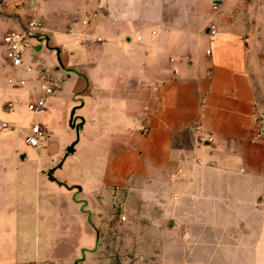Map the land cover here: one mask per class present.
Wrapping results in <instances>:
<instances>
[{
    "label": "crops",
    "instance_id": "obj_1",
    "mask_svg": "<svg viewBox=\"0 0 264 264\" xmlns=\"http://www.w3.org/2000/svg\"><path fill=\"white\" fill-rule=\"evenodd\" d=\"M32 1L0 7V29L30 16L45 36L40 65L7 69L27 87L0 76V118L14 127L0 135V264H90V204L109 189L127 190L147 237H167L152 245L160 264H264V0ZM39 72L58 82L46 97L65 108L58 119L81 126L23 165L24 147H39L25 142L33 125L14 122L40 95Z\"/></svg>",
    "mask_w": 264,
    "mask_h": 264
},
{
    "label": "rangeland",
    "instance_id": "obj_2",
    "mask_svg": "<svg viewBox=\"0 0 264 264\" xmlns=\"http://www.w3.org/2000/svg\"><path fill=\"white\" fill-rule=\"evenodd\" d=\"M32 0H26V4L30 6ZM7 0H0V7H5ZM1 9V8H0ZM33 17H27L24 24L29 22ZM23 24V25H24ZM35 42V40H33ZM37 53L29 52L26 54V62L30 61L34 67L40 65L37 59ZM51 67V68H50ZM53 67L49 66L51 71ZM48 70V71H49ZM48 73H43L52 85L54 91L51 98L58 96L59 88L58 82ZM9 76H16L13 72H9ZM50 98V99H51ZM25 100V98H23ZM27 99V98H26ZM49 99L47 109L44 111H31L22 106L18 112L17 120L14 122L16 126H20L24 129L30 128L34 124H40L47 129V134L43 140L47 141L50 138L56 143L61 145L67 144L71 136H74L73 141L77 140L79 133L77 132L80 128V123H75L74 119L72 123H67V119L60 121L58 115L63 114L65 108L63 106H56V112L52 111ZM27 102V101H26ZM6 118L5 115L1 116L0 119ZM11 120V119H10ZM17 143L21 144V140L24 139L25 133L21 130L16 129L12 135ZM43 141V142H44ZM72 141V142H73ZM40 143L37 149H31L24 147L28 152V161L24 162L23 165H35L39 150L41 149ZM73 143H70L66 149H69ZM11 146H7L10 149ZM7 164H12L13 160L11 154L7 156ZM1 163V161H0ZM93 181H90V186L93 187ZM93 189L89 188L87 191L90 193ZM127 190H123L118 194L117 189H109L106 193L99 195L94 198V203L90 204L89 209L91 213V222L98 225L99 231V243L94 249L90 264H160L159 253L154 251L152 245H159L167 237L150 236L147 237L144 233L145 222L136 220L130 213V210L124 203ZM121 194V195H120ZM135 208L137 205H133ZM137 210V209H136ZM127 218H123V217ZM154 246V248H155ZM91 249H86V253L91 254Z\"/></svg>",
    "mask_w": 264,
    "mask_h": 264
},
{
    "label": "built area",
    "instance_id": "obj_3",
    "mask_svg": "<svg viewBox=\"0 0 264 264\" xmlns=\"http://www.w3.org/2000/svg\"><path fill=\"white\" fill-rule=\"evenodd\" d=\"M218 4H213V9L218 10ZM97 16V12H91L82 20L85 27H88L91 21ZM43 29L42 21L39 19H31L24 24L20 29H0V47L4 51V57L7 62L0 65V76L5 79L6 84L11 87L25 88L28 85V79L9 76L7 69L12 71L20 70L26 65V54L29 52L37 53L36 46L45 39L41 32ZM218 29L215 24L209 25V32L212 35L217 33ZM140 38V37H138ZM35 40V42H33ZM102 38L98 37L97 41ZM32 65H28L27 71H31ZM35 82L32 90L35 93H40L32 102L28 104V109L31 111H44L47 109V95L53 93L54 89L48 79L42 72H39L33 78ZM14 127L7 121L0 119V135L6 131H12ZM47 134V129L40 124H34L31 127V133L25 137V142L31 147H37L43 141ZM126 218L125 216L123 217Z\"/></svg>",
    "mask_w": 264,
    "mask_h": 264
},
{
    "label": "water",
    "instance_id": "obj_4",
    "mask_svg": "<svg viewBox=\"0 0 264 264\" xmlns=\"http://www.w3.org/2000/svg\"><path fill=\"white\" fill-rule=\"evenodd\" d=\"M40 49H41V45H38V47L35 48V51H36V52H39ZM72 150H73V145L68 149V152H70V151H72ZM25 157H26V154H25V153H22V154L20 155V158L23 159V160L25 159ZM52 179H54V178L52 177Z\"/></svg>",
    "mask_w": 264,
    "mask_h": 264
}]
</instances>
